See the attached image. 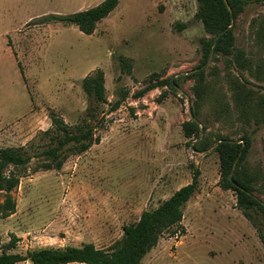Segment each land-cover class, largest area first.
<instances>
[{
	"label": "rangeland",
	"instance_id": "rangeland-1",
	"mask_svg": "<svg viewBox=\"0 0 264 264\" xmlns=\"http://www.w3.org/2000/svg\"><path fill=\"white\" fill-rule=\"evenodd\" d=\"M102 1L0 0V147L35 140L51 127V111L69 124L80 122L88 103L82 79L95 69L105 73L108 101L124 99L112 112L109 104L100 106L103 116L93 121L98 144L70 155L60 169L36 171L38 161H31L12 191L16 211L0 217V253L87 242L108 249L123 225L191 182L198 169L199 189L184 209L185 233H165L141 264H264L256 227L236 206L235 192L219 184L222 155L215 149L224 137L242 143L250 135L247 156L232 171L251 179L253 194L264 201V42L255 33L264 0L248 4L236 21L235 45L253 60V73L242 71L251 83L226 57L205 58L200 38L211 34L195 18L197 0H120L92 34L75 24L36 23ZM120 57L130 61L131 73L122 71ZM199 70L205 81L185 76ZM154 72L161 79L184 77L178 89L159 86L139 96ZM239 100L245 102L240 109ZM193 118L201 132L190 146L181 125ZM253 216L264 224L263 214ZM12 235L19 240L8 250Z\"/></svg>",
	"mask_w": 264,
	"mask_h": 264
},
{
	"label": "trees",
	"instance_id": "trees-1",
	"mask_svg": "<svg viewBox=\"0 0 264 264\" xmlns=\"http://www.w3.org/2000/svg\"><path fill=\"white\" fill-rule=\"evenodd\" d=\"M261 0H197L198 7L195 18L202 22L205 30L211 37H201L205 58L211 53L222 55L227 58L230 66L241 71L240 76L244 83H251L242 71L251 73L253 60L247 56L246 50L237 48L235 45L236 21L246 6ZM120 0H103L99 4L78 10L70 14L51 13L36 20V23L62 22L65 24H75L86 34H92L98 22L107 17L119 4ZM232 8V12L229 9ZM232 18L234 23L232 24ZM179 25V24H177ZM186 24L179 25V29L185 28ZM224 31L223 33H221ZM220 36L215 41L216 35ZM257 40L264 42V19L257 23L255 31ZM121 69L123 72L131 73L132 64L124 57H120ZM200 68V66L198 67ZM197 68V69H198ZM199 75L201 81H205L202 71L187 74L185 76ZM152 82L139 91V96H143L148 90L159 86H170L178 89L180 79L184 76L162 78L159 72L151 74ZM105 73L101 68L95 69L82 79V88L87 96V107L77 124H69L64 118L51 111V127L42 130L35 140L27 145L18 147H0V217L5 218L16 211V200L12 196L13 189L19 184L21 177L26 175L27 168L32 160L38 161L37 168L40 170L60 169L65 160L70 155H78L86 152L93 144L100 142V137L95 135L96 125L93 123L100 121V110L102 104H109L110 111L117 110L124 99L116 100L112 103L108 101L105 86ZM204 90L200 83L195 88V95L198 99L202 97ZM165 96V92L161 93ZM245 102L237 101V107L243 108ZM199 102L195 101V107L191 109V114L195 117L199 115ZM101 116V117H100ZM184 136L191 140L199 138L201 125L194 118L182 123ZM242 139L245 142L237 143L234 140L224 137L216 146V150L221 153V178L219 184L225 190H233L237 196L236 206L243 212L246 218L252 221L257 229L261 241L264 243V224L254 221L253 214L264 215V201L253 194L254 185L251 179H246L240 175V170L233 174L230 180L236 159L239 156L238 164L247 156L251 147V137L244 134ZM203 139L198 140L192 147L199 150V144ZM232 154H227L228 149H234ZM242 149V150H241ZM199 170L196 169L192 181L180 187L167 199L153 209L142 211L138 220L123 225L121 238L115 241L108 249L99 248L92 242L84 243L80 246L67 245L65 247H42L29 249L26 253L8 252L3 250L0 253V264H18L22 261H30L31 264H68L71 262H84L87 264H141L145 255L154 248L161 236L165 233L173 234L177 237L185 233L182 224L184 209L190 198L199 189ZM262 226V227H261ZM18 237L12 235L7 244V249L17 247Z\"/></svg>",
	"mask_w": 264,
	"mask_h": 264
},
{
	"label": "water",
	"instance_id": "water-1",
	"mask_svg": "<svg viewBox=\"0 0 264 264\" xmlns=\"http://www.w3.org/2000/svg\"><path fill=\"white\" fill-rule=\"evenodd\" d=\"M229 9H230V11L232 12V8L229 6ZM235 21H234V18H232V24L234 23ZM224 31H222L221 33H223ZM221 33H219L218 35H216V37H215V41L218 39V37L220 36V34ZM219 142H221V141H219ZM242 143H243V146L245 145V142H244V140H242ZM242 150V149H241ZM238 159H239V156H238V158L236 159V161H235V164H234V168H235V166H236V164H237V161H238ZM230 180H233V171H232V173H231V175H230Z\"/></svg>",
	"mask_w": 264,
	"mask_h": 264
}]
</instances>
